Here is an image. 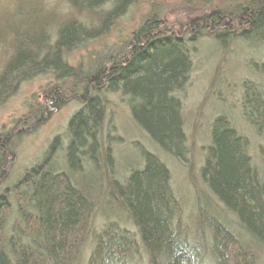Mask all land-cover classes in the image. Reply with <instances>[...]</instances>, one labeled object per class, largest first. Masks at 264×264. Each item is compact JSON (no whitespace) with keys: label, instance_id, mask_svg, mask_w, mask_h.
<instances>
[{"label":"trees","instance_id":"obj_1","mask_svg":"<svg viewBox=\"0 0 264 264\" xmlns=\"http://www.w3.org/2000/svg\"><path fill=\"white\" fill-rule=\"evenodd\" d=\"M83 1L82 9L78 0L68 3L82 15L95 12V20L98 9L108 7L103 16L99 14L97 27L74 19L55 28L50 40L44 33L27 40L0 73V102L20 83L41 75H51L57 83L75 80L81 86L76 96L80 108L69 120L66 143L58 137L50 147L64 156L72 175L65 179L60 177L62 170L47 172L55 170L54 148L49 149L48 165L40 176L28 173L13 186L22 195L15 194L12 205L10 190L0 194V212L10 211L16 217L7 226L0 218V264H256L254 249L264 247V177L251 166L248 139L222 115L214 119L200 171L214 205L195 201L194 216L184 223L182 201L156 155L143 153L142 167L115 178L110 143L117 138L103 132L107 104L102 97L127 98L136 127L162 152L181 160L186 137L177 94L191 72L193 45L203 36L226 44L262 42L264 0H243L231 10H214L167 28L152 12L154 17L142 21L124 49L100 54L93 70L81 72L65 56L104 37L134 2ZM227 19L231 25L221 28ZM60 88L49 92L50 111L63 105ZM243 96L242 115L258 130L264 125V95L245 86ZM3 141L10 146L9 136ZM6 163L0 152V185L8 178ZM99 165V185L85 186L80 180ZM93 189L107 198V212L96 204ZM203 199L209 201L206 195ZM223 210L235 223L221 217ZM99 213L102 224L92 225Z\"/></svg>","mask_w":264,"mask_h":264},{"label":"rangeland","instance_id":"obj_2","mask_svg":"<svg viewBox=\"0 0 264 264\" xmlns=\"http://www.w3.org/2000/svg\"><path fill=\"white\" fill-rule=\"evenodd\" d=\"M242 1L134 0L104 37L72 50L65 56V60L81 72H88L93 70L95 60L100 54L124 49L142 21L153 16L152 12H156L161 27H176L214 10H231L235 4L240 5ZM84 4L85 1L78 0L77 7L82 9ZM107 8L100 7L98 13L103 16ZM94 13L82 15L80 10L75 12L68 0H0V73L9 62L15 60L27 40H37L43 33L50 40L55 28L74 19L78 22H90L89 26L97 27L101 19L98 14L95 20ZM228 25H231L230 19L225 20L221 28ZM35 42L36 48L39 49L38 41ZM192 52L191 72L185 88L177 94L182 101L181 114L186 137L185 153L181 160L162 152L136 127L127 98L120 95L101 96L107 104L102 124L103 132L106 136L117 138L114 139L115 142L110 143L115 178L120 180L131 168L134 169L138 165L142 167L143 153L156 155L168 169L172 178L171 186L182 201L184 211L181 213V219L184 223L191 222L194 208L198 207L197 201L200 200L201 205H214L213 194L211 196L205 189L200 171L203 167L205 147L210 142L211 124L216 117L225 115L226 117H223L227 118L231 127L248 139V155L251 162L255 159L260 162L261 152H264V135H259L258 130L252 128L242 115L245 86L259 90L264 95V40L234 41L226 44L224 41H215L209 36H203L193 45ZM59 86L62 91L60 102L63 105L50 111L49 92ZM79 92L81 86L75 80L57 83L51 75H41L20 83L13 94L0 102V152L6 156L8 176L7 181L0 185V194L10 190L8 196L11 202L14 198L13 186L44 160L53 142L61 137L59 142L66 143L69 120L80 108L76 101ZM5 136H9L11 141L9 147L3 143ZM54 155L57 167H69L63 159L64 156L58 152ZM251 166L255 169V163H251ZM100 169V165L94 167L92 172H89V177L84 176L80 181L85 186L99 185L102 173ZM93 192L98 207L107 212V198L101 196L99 189H93ZM203 195H206L209 201L203 199ZM1 212L0 218L6 221V226L10 221H15L14 213ZM219 214L229 223H235V218L224 210ZM102 217L99 213L92 225L102 224ZM235 228L233 225V229ZM2 235L4 237L7 234ZM254 254L257 257L256 264H264V247L255 248Z\"/></svg>","mask_w":264,"mask_h":264},{"label":"bare ground","instance_id":"obj_3","mask_svg":"<svg viewBox=\"0 0 264 264\" xmlns=\"http://www.w3.org/2000/svg\"><path fill=\"white\" fill-rule=\"evenodd\" d=\"M222 116H225V115H222ZM226 117V116H225ZM258 131H259V135H264V125H261L260 126V128L258 129ZM60 144V143H59ZM53 148H54V146H53ZM53 148H50V149H53ZM54 150V152H56L55 150H57L56 148H54L53 149ZM262 150V149H261ZM49 153H51V151H48V153H47V155L49 154ZM262 154H263V157L261 158V160H260V162H258V161H256V159H255V161L253 162H251V163H255V172H256V174H259V176L260 177H264V152H261ZM47 155L45 156V158H44V160H42L37 166H35V167H33L28 173H26V174H28V176L29 175H31V177H35V176H40L39 175V173L43 170V169H45V167H47V165H48V162L47 161H45V159L47 158ZM50 159V157L47 159V160H49ZM54 162H56V159L54 160ZM54 168H55V170H52L51 168H48V170H47V172L49 173V172H54V171H56V170H62V172L63 173H61L62 174V176H60V177H64V176H69L68 174H71L72 175V172H73V170H72V168H69V167H66V166H62V167H57L55 164H54ZM66 171L68 172V173H66ZM65 178V177H64ZM66 179V178H65ZM12 191H14V193H12V194H16V195H19V194H21V190L19 189V188H15L14 190H12ZM11 191V192H12ZM22 195V194H21ZM12 198V197H11ZM8 202L12 205V203L13 202H11L10 201V197H8ZM4 204H7L8 205V203L7 202H4ZM175 223V222H174ZM176 224V223H175ZM227 224H229V223H227ZM174 227H175V225H174Z\"/></svg>","mask_w":264,"mask_h":264}]
</instances>
